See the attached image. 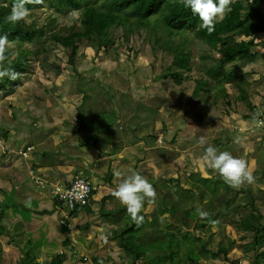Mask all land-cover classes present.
<instances>
[{"label": "trees", "instance_id": "obj_1", "mask_svg": "<svg viewBox=\"0 0 264 264\" xmlns=\"http://www.w3.org/2000/svg\"><path fill=\"white\" fill-rule=\"evenodd\" d=\"M9 1L10 5L3 9L7 13L3 14L0 19V36L7 35L10 42H12L11 38L15 40L14 43H16V36L20 37L23 42H31L35 38L42 37L44 39L39 45L43 50L45 48V57L49 56L48 51L58 48L64 52L66 57L64 60L71 65L74 62L75 50L87 47L94 48L96 57L100 52H107L109 48L122 51L128 56L130 53L136 56L135 45L138 43V39H143L151 52H159L158 75L152 74V66L157 60L156 55H153L151 62L144 67L131 65V72L141 79L138 85L124 82L123 77L126 72L120 70L121 77L115 78L112 82L106 83L100 80L101 89L102 86L105 89L113 87L115 83L123 84L125 88L130 89L127 92L134 94V90H137L143 94V96H137L142 98L153 96L158 89L164 88L162 80L171 79L174 84L180 86H185L186 82L189 83L192 90L188 101L192 105H200L205 109L208 105L215 107L219 102H223L228 108L226 114L230 112L242 116L238 125L240 129L251 126L253 119H256L260 112L258 105L255 106L252 99V94L257 91L250 85L255 84L256 81L259 82L253 74V64L257 57L252 49L255 50L257 44L264 42V38L256 42L259 38L257 34H264V15L259 11L261 0H233L230 5L231 11L227 12L222 20L215 23V31L211 34L197 27L199 24L198 15H194L190 8L186 9L180 0H44L42 5H26L30 9L28 16L32 17V22L28 24L21 20L15 23L16 30L13 34L16 36L8 34L7 31L13 26H6L8 22L5 20V17L10 14L11 6L15 0H3L1 4L5 5ZM44 7L54 13H47L41 22L34 9ZM75 15H78L77 19L71 21V17ZM249 15L251 22L246 20ZM62 21L63 23H61ZM120 30L121 35L116 37ZM236 36L244 40L235 42L233 39ZM12 47L15 46L11 45L8 48L6 56L11 55ZM140 48L142 49L141 43ZM255 51H259V49ZM117 57L118 55L113 53V59L115 60ZM82 94L84 91L78 89L74 83L68 95L69 97L79 95L83 100ZM134 96V99H137V96ZM114 110L118 112L116 108ZM61 118L64 120V114L61 115ZM204 119L205 116L201 112L194 114L183 112L182 116L178 118L174 130V133L177 131L185 137V142L196 144L193 145V159L197 165L194 166V171L185 175L189 186L181 188L173 178L148 179L157 195L173 196L172 198L177 201L165 204L166 208L169 209L175 204L177 206L188 204L192 210L186 211L180 216L177 214L164 215L152 208L156 205L163 209L155 199V205H150L148 209L146 208L147 203H145L140 212V215L144 216V222L137 227L131 217L126 214V209L122 205L116 208L115 212L110 213L104 208L105 198L101 200L99 213L106 218L113 217L109 224H114L116 215L122 220L124 219L123 226L119 225L117 230H114L115 232H111L110 238L113 241L110 243L115 245V250L120 253L133 254L131 264H202L203 261H207L210 255L214 254L220 259L216 261L233 264L234 259H226L225 247L231 250L236 245L257 247L264 243V215L258 214V209L254 206L253 194L251 197L249 196V199H246L247 188L241 186L237 190L225 187L221 184L219 177L214 178L204 174V167L199 164L200 157L206 148L198 145V140L203 137L201 122ZM257 120H264V116L261 115ZM51 121L54 123V129L62 123L59 119L52 118ZM219 121L218 118L216 123ZM195 126L196 129L193 130ZM168 127L164 125L159 131L151 133L155 145H157L158 139L166 133L172 132L167 129ZM108 129V132H101L100 129L92 131L93 135L81 141L79 147L86 148L91 145L98 147L99 135L105 144H114L115 131L110 127ZM263 129L264 125L254 127L250 134L255 131L262 132ZM131 131H134V127L131 128ZM262 140L264 142V137ZM220 142L219 139L215 140L216 144H220ZM165 144L171 146L169 141H165ZM145 149L142 147L138 151L143 154ZM103 154H106L105 151ZM137 161L139 160L137 159ZM6 170V164L0 163V176H3L2 172ZM256 171L264 178V158L261 156L257 157ZM134 172H136L135 169ZM216 175L219 176L217 173ZM107 177L108 175L103 180L109 184ZM221 191L223 193H220ZM96 193L97 191L93 189L89 197L92 198ZM5 195L11 197V202L12 192L5 191ZM240 199L244 204L240 203ZM5 203H0V210ZM242 207L257 213L259 215L257 222L246 218V214L241 213ZM198 209L206 212L207 217L201 218ZM83 210H91L89 203L84 206L78 205L72 211H75L76 215L77 212ZM235 212L239 213L235 214ZM240 213L244 216L243 218L239 217ZM5 218L7 215L0 213L1 226H3L2 222ZM227 224L234 231L240 233L238 241L225 235ZM1 226L0 237L5 230ZM192 227H195L198 235L192 233ZM203 235H207V237L204 238ZM194 236L195 244L200 246L197 256L189 254L191 245L184 240L187 237L193 239ZM217 239L222 242H217L214 248H210L209 246ZM249 239L252 241L251 244L248 243ZM108 249L113 251L111 247ZM176 252L185 255V259H173ZM27 260L24 259L23 263L25 264ZM64 260L55 256L46 263L63 264ZM80 260L84 264L87 263L86 259ZM89 261L91 264L115 263L110 255L106 259L93 258ZM34 262L38 263V260H34ZM248 264L250 263L248 262Z\"/></svg>", "mask_w": 264, "mask_h": 264}, {"label": "rangeland", "instance_id": "obj_2", "mask_svg": "<svg viewBox=\"0 0 264 264\" xmlns=\"http://www.w3.org/2000/svg\"><path fill=\"white\" fill-rule=\"evenodd\" d=\"M259 9L264 13V4H262ZM37 18L39 20H43L47 13L53 14L52 10H49L47 7L36 9ZM243 13H245L243 11ZM78 15L71 17L72 20H76ZM245 19V17H243ZM29 19H26L28 21ZM247 21H250V15L246 18ZM63 23V21L61 22ZM121 35V30L117 32L116 37ZM259 38H257L256 42H259L261 38H264V35L257 34ZM244 37V36H243ZM41 38H38L34 41L35 45L41 42ZM235 42H241L244 40L243 38L236 36L233 39ZM140 43L142 44V49L140 48ZM264 42L257 44L255 50L252 51L255 53L257 57L256 61L253 64V74L255 75L256 81L255 84L250 85L251 88H255L257 91L253 93L252 99L253 102L259 107V114L256 119H260L261 115L264 116ZM15 47H12L11 54L15 52ZM75 58L73 64L69 65L66 60H64L65 54L62 50L55 48L54 50L48 51L49 56L45 57V69L43 68V72L41 73L38 68L34 69L33 82L35 87L37 88L38 96L35 99V103L38 107H45L46 115H63L65 112L67 115V120L71 123H76V114L78 113L80 116V121H82L85 117L90 115H95L93 127L95 129L101 128V132H108V125H114L112 129L115 131L116 139L118 140L116 146H120V148H115V144H112L109 149L105 146L104 141L101 138H98V147L105 148L108 152H113V161L115 164H120L124 167L123 162L127 159L129 160L133 152L125 153L123 156L122 150H128V148L124 147L126 143H130L131 136V128L137 129L135 134L142 138V144L134 143L131 147H134L136 153L138 150L143 147L150 148V146H155L152 138H150L151 133L154 131H159L163 128L164 125L169 126L167 129L172 130V132L166 133L163 137L158 139L159 146L157 147L158 152L151 157L153 163L151 165V169L154 171L158 169L161 173L157 179H172L179 184L181 188L188 187L189 183L185 180L186 174L192 172L191 165L196 166L197 163L193 159V143L185 142V137L181 136L180 133L174 130L176 128V122L178 118L182 116V113H190L194 114L197 112H201L202 115L205 116V119L201 122V129L203 133V137L206 138V144L200 145L198 140V145L202 147H207L209 145L215 146L220 150L230 152L236 158H242L248 162L249 171L252 173L254 177V182L251 184L245 183L243 185L244 188L248 189V194H246V199L251 197V194L254 196V206L258 209L259 215H264V178L260 176V174L256 171V161L257 157L261 156L264 158V142L262 137H264V129L263 131H255V133H251L254 130V127H257L256 124H252L248 127H243L240 130H234L235 127L239 125L240 119L242 120V116H238L234 113L226 114L228 108L224 105L223 102H219L215 107L213 105H208L205 109L201 108L200 105H192L188 101V97H190V92L192 90L191 86L188 82L185 83V86L176 85L169 80H162L163 89H158L153 96L142 97L137 95L140 94L137 90H134V94L132 92H127L130 90L129 88H125L123 84L115 83L113 87L108 89L100 88L99 81L102 80L106 83L112 82L115 78L121 77L120 70L125 71L126 74L123 77L124 82L131 83L133 85H138L141 81L139 77H136L135 73L131 72V65L144 67L152 60V56L156 55L157 60L152 66V74L158 75L159 73V52H151L148 49V46L143 39H138V43L135 45V51L137 52L136 56L133 53L130 55H126L122 51H116L113 48H109L107 52H100L98 56H94V48L87 47L85 49L78 48L75 50ZM113 53H116L118 57L114 60ZM242 67V64H240ZM57 68V70L55 69ZM63 69V70H58ZM118 69V71H116ZM120 81V80H119ZM76 84L78 89H82L84 91L83 100L81 96H76L75 98L69 97V92L71 91L72 85ZM127 92V93H126ZM183 93V95H182ZM18 89L16 87H7L6 85L0 84V119L4 117L6 112H15L16 108L12 104L10 97L17 95ZM137 99H134L135 96ZM185 95V96H184ZM184 96V97H183ZM114 102V103H113ZM53 104L54 107L47 109V106ZM114 108L118 110L115 111ZM234 112V111H233ZM119 113V114H118ZM245 113V111H244ZM220 119L219 122L216 121ZM105 120L102 124V120ZM119 121V122H118ZM216 123V124H215ZM181 126V124H180ZM213 126V127H212ZM212 127V128H211ZM196 129V126L193 127V130ZM52 129L46 131L45 134L51 133ZM259 133V135H258ZM93 132H88L85 127L80 131L81 141L88 139ZM240 136L242 142L240 144L234 143V138ZM46 138V136H45ZM76 134L73 135L72 141H76ZM221 140V144H216L215 140ZM165 141H169L171 146H166ZM229 142V143H228ZM70 143V142H69ZM146 143V144H145ZM262 143V144H260ZM90 147H86V149H90ZM132 148V149H134ZM172 148V150H171ZM172 151V152H170ZM141 153V152H140ZM138 160H146V167L150 161L144 157V154L138 155L137 158L133 159V165L140 163ZM108 161V160H107ZM0 162L5 163L2 158V154L0 151ZM111 165V163H110ZM52 169H49V171ZM53 172V171H52ZM134 172V170H132ZM204 174L211 175L214 178H218L211 169L203 168ZM9 174V173H8ZM81 177L92 178L88 176L87 173H80ZM104 176L103 173H100V178ZM106 177V176H105ZM220 178V177H219ZM154 179V178H153ZM4 176H0V190L2 192L0 194H5V191H11L8 187V182L5 181ZM89 181V180H88ZM92 185V182L89 181ZM121 181L112 180V183L115 185V188ZM105 183V182H104ZM63 185L64 183H59ZM106 184V183H105ZM221 184L225 187H229L222 180ZM108 192H111V189L108 188ZM226 192V191H225ZM220 193H223L221 191ZM173 196H163L161 194L156 195V200L159 204L162 205L163 209L152 206L153 209H157L159 213L164 215H175L180 216L184 214L186 211L192 210L190 205L177 204L172 205L168 208L165 207V204H170L177 202L172 198ZM244 197V195H243ZM2 195H0V200ZM6 206L0 210L1 214H5L8 217L6 219H10L13 215H16L19 210L16 208L14 204L10 202L11 197H7ZM241 204L242 200H239ZM150 205H146V208H150ZM177 209V210H176ZM93 211V210H92ZM100 204L97 209H95L96 214L99 215L100 220L102 221V215L99 213ZM110 213L115 212V210H107ZM155 212V210H154ZM241 213L246 214V218H250L253 221L257 222L259 219V215L254 211H251L249 208H241ZM240 213L239 217L243 218L244 216ZM238 214V213H236ZM19 221L13 218L12 226L8 228L7 226H1L5 229L2 232V238L0 240V247L3 249L9 246V251L14 250L15 253L19 256L20 253L16 247H13L12 244L18 240L19 236L24 233V228L18 225ZM180 222V220H179ZM2 223H5L4 221ZM121 223V222H120ZM238 223V222H237ZM226 236L230 239H234L238 241L240 233L234 231L232 227L227 224L226 226ZM34 228L37 230L45 229V241L40 243V239L44 236V232L40 234H35L31 242L35 243V247L44 246L46 243L49 244L48 238L46 237V228L43 225H35ZM191 231L194 235H198V231L195 227L191 228ZM207 234V233H206ZM111 235V234H110ZM28 236V235H27ZM103 236H109L107 233ZM10 237H15L17 240H13V242L9 239ZM203 237H207V235H203ZM7 238V239H6ZM189 243L190 251L189 254H193L197 256L199 254L200 246L195 244V236L193 239H189L188 237L184 239ZM3 241V243H2ZM19 241V240H18ZM154 241V240H153ZM264 241V238H263ZM90 240H88L85 244L78 246V250L82 251L87 258L93 257L94 252L99 245H90L91 248L86 247L89 245ZM115 242H117L115 240ZM214 243L209 246L210 248L215 247V243L222 242L221 240H215ZM23 245L25 243L21 242ZM248 243L251 244V240H248ZM27 249L29 246L27 244L24 245ZM115 245H111L113 255H110L107 249V254L105 257L110 255L111 259L115 261L114 264H131L133 254L131 253H120L115 250ZM227 251L226 259H232L230 257H234L235 251L240 252V258L237 259L238 264H264V243L258 245L257 247H242L236 245L231 250L224 248ZM58 250L53 249L51 251H43L40 256L38 264H47L46 262L50 259H53L52 256H47V253H56ZM211 253L212 250L209 249ZM216 253V251H215ZM221 255V254H220ZM218 255V256H220ZM86 256H72V264H84L81 262L80 258ZM185 255L176 252L174 254L173 259H185ZM23 259H11L12 261L4 262L0 264H23ZM90 258L86 259V264H91L89 261ZM104 259V258H103ZM216 260H220L215 256V254L207 259V261H203L202 264H228L226 261L218 262ZM63 264H69L68 261H65Z\"/></svg>", "mask_w": 264, "mask_h": 264}, {"label": "crops", "instance_id": "obj_3", "mask_svg": "<svg viewBox=\"0 0 264 264\" xmlns=\"http://www.w3.org/2000/svg\"><path fill=\"white\" fill-rule=\"evenodd\" d=\"M76 96L79 95H75L73 98ZM51 107H54V105L51 104L47 106V109H50ZM63 114L64 120L61 125L55 129L54 124L48 123V120H51V117L54 115H48L46 118L45 114V132L52 129L51 133H47L48 135L45 134V212H37L31 208H27L17 212L16 215L11 217V220L6 218L3 220L5 223H2V225L10 228L12 226L13 218H15L19 221L18 225H21L24 228V233L19 236V241L15 237L9 238L12 242L13 240H17L12 246L17 248L20 255L18 256L14 250L9 251V246L4 249L0 247V255L7 254L8 256V259H0V263L12 261L11 259H22V257H25V259H28L25 264H38V259H40L43 251L56 249L58 250L56 253H47L46 255L52 256L53 258L57 256L59 259H65L64 262L68 261L69 264H72L73 255L86 256L82 251L78 250V246L85 244L88 240H90V242L86 247L89 248L92 247L90 245H97L98 241L100 242L94 252V256H89L88 258L106 259L107 257H105V255L107 254V251L110 255H113L108 249V247H111L110 241H113V239L110 238V234L111 232H115L114 230H117V226H123L124 219L122 220L116 215L114 217V224H109V221H111L113 217H102L103 220L101 221L99 215L93 211L98 208L101 200L104 198V208L106 211L116 210V208L121 206L119 201L111 194L112 190L115 189L112 180L116 178V180L122 181L128 175L132 174V170L134 169L136 173L146 177L147 180L149 178L159 177V174L164 173L163 171L159 173L160 171L158 169H155L154 171L151 169L153 163L151 157L158 152L157 147L160 143H157V145L154 144L155 146H150V148L144 150V157L150 161L148 168L146 167V160H139V164L137 162L136 165H133V159L138 157L141 153L139 151L136 153L135 148L131 147L133 145L131 142L137 144H142L143 142L142 138L135 134L137 129L131 131V142L124 145V147L130 148H128V150L120 149L122 150L121 156L125 153L133 152L132 157L123 162L124 167H122L120 164H115L113 161L114 153L108 152L105 148L94 147V145H91L90 149L79 147V143H81L80 131L83 127H85L88 132L101 129H95L93 127L94 118L96 117L95 115L87 116L80 121V116L77 113L76 116L78 117L75 118L77 119V122L71 123L67 120L66 113L64 112ZM104 122L106 121L103 119L102 124ZM114 125L119 127L118 124ZM114 125H108V127L112 128ZM235 128L240 130L239 126H236ZM236 129H233V132ZM75 134L77 139L76 141H72L73 135ZM98 138L103 140L101 135H99ZM134 138L135 140H133ZM117 142L118 140L116 139L114 144L115 148L118 149L120 146H116ZM105 146L109 149L111 145L105 144ZM166 146L169 147L168 144ZM103 151H105L106 154H103ZM49 169H52L53 172L51 170L49 171ZM190 169L194 171V165H191ZM82 172L87 173L88 176L92 175V178H88L87 180L92 182L97 193L92 198L89 197L87 201L91 210L79 211L75 215V211H70V209H67L64 205H60L55 200L54 190H51V188L59 186V183H64L66 185L71 183L76 176H81L80 173ZM117 172L120 173V176L115 175ZM100 173L104 174L102 178H100ZM2 174L6 179L5 181L8 182V187H11L7 170L2 172ZM107 175L109 184H105L103 180ZM108 188L111 189L110 193L108 192ZM1 192L2 189L0 190V193ZM0 195H2L0 203H5V194ZM11 203L14 204L15 202L11 200ZM5 206L6 203L4 204V207ZM35 225L45 226L46 237L48 238L47 241H49V244L46 243L44 246L40 245L35 247V243L31 242L32 237L41 232H44V236L37 240H40V243L45 241V229L37 230L34 228ZM106 233L109 236L104 237L103 234L106 235ZM21 242L27 244L29 248L27 249L24 246L25 244L23 245ZM95 242H97V244H95ZM105 249H107V251H105ZM233 252L238 255H234L232 258L239 259L240 252L235 250ZM88 258L86 256L80 259ZM34 260H38V263H35Z\"/></svg>", "mask_w": 264, "mask_h": 264}, {"label": "bare ground", "instance_id": "obj_4", "mask_svg": "<svg viewBox=\"0 0 264 264\" xmlns=\"http://www.w3.org/2000/svg\"><path fill=\"white\" fill-rule=\"evenodd\" d=\"M2 1L0 19L7 13L3 9L10 5V1L5 5L1 4ZM26 19L24 23L32 22L31 16ZM8 25L13 26L7 31L8 34L15 35L14 24L8 22ZM15 38L16 43L12 45L16 51L8 56L9 60L3 67L21 73V77L15 81L7 77L0 80V84L18 89V94L9 98L16 108L15 112H6L0 119V151L9 173L16 208L19 211L31 208L45 212V107H38L35 103L38 94L32 78L35 68L41 73L45 69V48L40 47V42L37 45L34 43L36 39L44 38L38 37L31 42H23L18 36ZM28 200L31 203L26 206ZM0 259H8L7 254L0 255Z\"/></svg>", "mask_w": 264, "mask_h": 264}, {"label": "clouds", "instance_id": "obj_5", "mask_svg": "<svg viewBox=\"0 0 264 264\" xmlns=\"http://www.w3.org/2000/svg\"><path fill=\"white\" fill-rule=\"evenodd\" d=\"M180 2L184 5L186 9L190 8L194 15H198L199 24L197 27L204 29L209 34H211L212 32L215 31V23L218 20H222L226 15V13L231 11L230 5L233 2V0H180ZM43 3L44 0H15V2L11 6V12L8 16L5 17V20L13 24L18 23L21 20L26 19L30 13V9L26 7V5L29 4L42 5ZM262 4H264L263 0L260 1L259 7ZM259 11L260 13L262 12L260 9ZM261 14L264 15V13ZM250 22H251V16H250ZM258 34H262V33H258ZM13 43L14 42H10L8 40L7 35L0 36V80H2L4 77H7L9 80L15 81L17 79H20L21 77V73H18L11 68L3 67L4 63L9 60V57L6 56V52ZM55 69L57 70V68ZM58 70H63V69H58ZM47 116L48 115H46V118ZM52 118L63 121L60 114L52 116L51 120ZM75 118H77V116ZM51 120H48V123L54 124ZM253 123L256 124L257 126H261L264 125V120H257L254 118ZM233 142L236 144H240L242 142L241 137L240 136L235 137ZM199 143L202 146L205 145L206 138L200 137ZM199 164L201 167L211 169L213 172L217 173L220 179L226 185H228L230 188L233 189L238 190L245 183L251 184L254 182V177L252 173L249 171L248 162L246 160L242 158H236L228 151H220L215 146L209 145L205 148L203 155L200 157ZM115 175L120 176V173L117 172L115 173ZM81 178H84L86 181H88L87 178L85 177H81ZM91 186L93 187V185ZM76 187L86 191L83 182H78ZM53 189L54 187L51 188V190ZM93 189L95 188L93 187ZM82 194L83 193L78 194L77 198H80ZM111 194L126 209V214L131 217V220L137 227H139L144 222V216L140 215V212L144 208L145 203H147L148 205L154 204L157 195L152 184L149 183L146 177L136 172H133L132 174L124 178L118 184V186L114 190H112ZM25 203L27 206L30 205L31 201L28 200ZM78 205L79 204L75 205V207ZM84 205H80V206H84ZM74 208L70 209V211L74 210ZM198 212L201 218H206L208 215L203 210L198 209ZM236 213L239 212H235V214ZM218 262H222V261H218ZM233 264H238L237 259H234Z\"/></svg>", "mask_w": 264, "mask_h": 264}, {"label": "built area", "instance_id": "obj_6", "mask_svg": "<svg viewBox=\"0 0 264 264\" xmlns=\"http://www.w3.org/2000/svg\"><path fill=\"white\" fill-rule=\"evenodd\" d=\"M78 182H83L86 191L76 187ZM53 190L55 195L54 198L58 203L65 205L69 209H73L77 204L84 205L86 203L91 191L93 190V187L84 178L77 176L70 184L59 185L58 187H54ZM80 193H83L82 196L77 198V195Z\"/></svg>", "mask_w": 264, "mask_h": 264}]
</instances>
